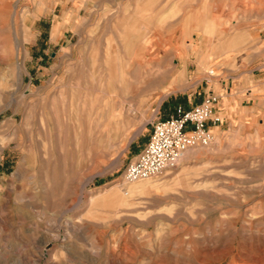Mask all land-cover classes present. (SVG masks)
Segmentation results:
<instances>
[{"label":"rangeland","instance_id":"rangeland-1","mask_svg":"<svg viewBox=\"0 0 264 264\" xmlns=\"http://www.w3.org/2000/svg\"><path fill=\"white\" fill-rule=\"evenodd\" d=\"M229 76L214 142L128 183ZM262 262L264 0H0V264Z\"/></svg>","mask_w":264,"mask_h":264},{"label":"built area","instance_id":"built-area-1","mask_svg":"<svg viewBox=\"0 0 264 264\" xmlns=\"http://www.w3.org/2000/svg\"><path fill=\"white\" fill-rule=\"evenodd\" d=\"M220 101L210 90L201 103L191 108L177 105L169 117L157 119L147 146L127 167L125 180L133 183L164 175L188 150L211 145L215 140L211 127L223 124L216 113Z\"/></svg>","mask_w":264,"mask_h":264},{"label":"crops","instance_id":"crops-1","mask_svg":"<svg viewBox=\"0 0 264 264\" xmlns=\"http://www.w3.org/2000/svg\"><path fill=\"white\" fill-rule=\"evenodd\" d=\"M236 78H234L233 76H229L227 81H225V79H220L218 81H209L208 85L201 87L200 92H198V94L200 95V101L199 103H201V101L203 100L205 94H207L210 90H212L215 94L220 96V104L217 106L216 108V113L222 117V119L224 120V99L228 101V99H248L246 98V96L249 94L251 95V90H247V87H244L241 83V81H237L235 82ZM204 83V82H203ZM201 94H203V96L201 97ZM192 96V95H191ZM248 97V96H247ZM191 99V97H190ZM253 99V98H250ZM197 103V104H199ZM186 108H191L194 105H192V103H190L189 105H184ZM175 108V107H174ZM174 111V109H173ZM172 111V113H173ZM169 117V116H168ZM222 126V125H220ZM220 126H212L211 127V131L213 132V134H215V131L217 128H219Z\"/></svg>","mask_w":264,"mask_h":264},{"label":"bare ground","instance_id":"bare-ground-1","mask_svg":"<svg viewBox=\"0 0 264 264\" xmlns=\"http://www.w3.org/2000/svg\"><path fill=\"white\" fill-rule=\"evenodd\" d=\"M23 69H24V68H23ZM190 150H191V149H190ZM190 150H188V151H190ZM188 151L183 155V157L188 153ZM183 157H182V158H183ZM182 158H181V159H182ZM140 181H143V180H139L138 182H140ZM135 183H136V182H135ZM226 252H227V251H226ZM219 255H220V254H219ZM235 258H236V256H235ZM238 260H241V259L238 258ZM257 260H258V259H257ZM257 260H255V261H257ZM261 261H263V259H262ZM235 262H236V260H235ZM241 262H242V261H241ZM254 263H255V262H254ZM256 263H257V262H256ZM262 263H263V262H262ZM262 263H261V264H262ZM263 264H264V263H263Z\"/></svg>","mask_w":264,"mask_h":264}]
</instances>
